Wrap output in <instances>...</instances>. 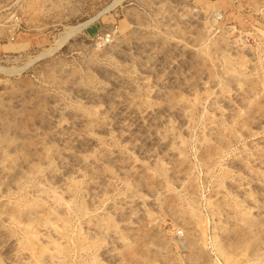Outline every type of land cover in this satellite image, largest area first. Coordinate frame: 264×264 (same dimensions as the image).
<instances>
[{"label":"rangeland","instance_id":"374dc122","mask_svg":"<svg viewBox=\"0 0 264 264\" xmlns=\"http://www.w3.org/2000/svg\"><path fill=\"white\" fill-rule=\"evenodd\" d=\"M0 68V264H264V0H0Z\"/></svg>","mask_w":264,"mask_h":264},{"label":"bare ground","instance_id":"6f19581e","mask_svg":"<svg viewBox=\"0 0 264 264\" xmlns=\"http://www.w3.org/2000/svg\"><path fill=\"white\" fill-rule=\"evenodd\" d=\"M118 1V0H117ZM111 5L113 6L114 4H112L111 3ZM110 8H111V6H110ZM104 11V10H103ZM101 13V12H100ZM99 13V14H100ZM90 22V20H88V21H86V22H84V23H81V24H79V25H77V26H74V27H71L70 29H68L67 30V32L65 33V35L64 36H62V38H61V40H60V42L59 43H62V41H64L65 39H67L69 36H71L74 32H77V31H79V29H81L82 27H84L87 23H89ZM59 43H57L56 44V46H55V48H57V46H59L58 44ZM61 45V44H60ZM51 51V50H50ZM50 51H48L47 53H49ZM53 51V50H52ZM46 53V52H45ZM1 69V68H0ZM3 70H6L5 68H2ZM1 69V70H2ZM18 69V68H17ZM17 69H15L16 70V72H17ZM21 68H19V70H20ZM0 70V71H1ZM8 70V69H7ZM8 71H10V70H8ZM15 72V71H14Z\"/></svg>","mask_w":264,"mask_h":264},{"label":"crops","instance_id":"0c3cea01","mask_svg":"<svg viewBox=\"0 0 264 264\" xmlns=\"http://www.w3.org/2000/svg\"><path fill=\"white\" fill-rule=\"evenodd\" d=\"M90 29H93V30H94V33H95V31L97 32V29H96V27H94V26H91V27H90L89 29H87V31H86V32H87V34H89V35H90V33H88V32H89V30H90Z\"/></svg>","mask_w":264,"mask_h":264}]
</instances>
